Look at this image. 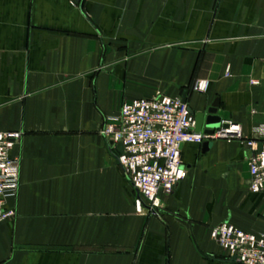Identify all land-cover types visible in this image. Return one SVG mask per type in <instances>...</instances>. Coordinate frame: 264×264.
Instances as JSON below:
<instances>
[{"label":"crops","instance_id":"0c3cea01","mask_svg":"<svg viewBox=\"0 0 264 264\" xmlns=\"http://www.w3.org/2000/svg\"><path fill=\"white\" fill-rule=\"evenodd\" d=\"M157 91L195 121L217 102L221 121L260 138L264 0H0V131L22 132L0 264H237L209 234L223 222L264 234L238 143L183 146L187 178L157 215L135 210L100 132Z\"/></svg>","mask_w":264,"mask_h":264},{"label":"built area","instance_id":"2783aa9c","mask_svg":"<svg viewBox=\"0 0 264 264\" xmlns=\"http://www.w3.org/2000/svg\"><path fill=\"white\" fill-rule=\"evenodd\" d=\"M229 70L226 71L228 76ZM251 85L258 82L251 81ZM208 82L197 80L194 91L205 93ZM106 146L115 150L119 166L136 193L137 213H157L162 198L171 195L188 172L181 160L185 145L224 141L236 142L247 153L249 191L264 195V131L260 138L248 137L240 124L222 121L211 133L196 130L188 103L180 96L157 91L149 98L123 102L120 113L104 122L100 132ZM22 132L0 131V226L16 216L9 202L20 187V159L12 151ZM210 239L218 244L226 259L237 264H264V234L243 231L229 222L211 228Z\"/></svg>","mask_w":264,"mask_h":264},{"label":"water","instance_id":"95a60500","mask_svg":"<svg viewBox=\"0 0 264 264\" xmlns=\"http://www.w3.org/2000/svg\"><path fill=\"white\" fill-rule=\"evenodd\" d=\"M75 3L80 4L82 0H73ZM217 112V102H214L212 107L208 110L207 115L204 116L203 114L196 115V130L201 131L203 130L205 133H211L212 130L218 129L221 124V119L216 116ZM211 148V143L207 142L202 145V152H207ZM118 151L121 152V146H118ZM155 215L157 213L154 212ZM234 261V260H232Z\"/></svg>","mask_w":264,"mask_h":264}]
</instances>
